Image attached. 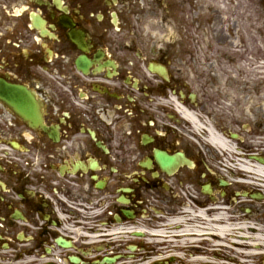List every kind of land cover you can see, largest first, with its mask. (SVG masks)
<instances>
[{
  "label": "flooded vegetation",
  "instance_id": "af4514ba",
  "mask_svg": "<svg viewBox=\"0 0 264 264\" xmlns=\"http://www.w3.org/2000/svg\"><path fill=\"white\" fill-rule=\"evenodd\" d=\"M223 19L217 0H0V264H205L223 239L198 212L237 213L239 188L193 122L264 136V55Z\"/></svg>",
  "mask_w": 264,
  "mask_h": 264
},
{
  "label": "bare ground",
  "instance_id": "6f19581e",
  "mask_svg": "<svg viewBox=\"0 0 264 264\" xmlns=\"http://www.w3.org/2000/svg\"><path fill=\"white\" fill-rule=\"evenodd\" d=\"M243 21L249 22V18L245 17ZM260 98L264 99V90L257 95L255 99L256 104H258ZM257 107L258 106L255 105V109H257ZM193 125L204 133V141L202 142L200 140V145L206 150L207 155L212 157L207 164L209 168H214L219 173L229 172L231 178L229 181H231L232 185L254 187L257 191L264 189V164L258 161L259 155H264V152L258 154L254 153L256 149L259 150L264 147V136L255 134L244 143L242 138H240V141L229 138L218 124L210 125L206 121H199L197 124L193 122ZM236 147L245 148L247 155L238 153ZM225 148H228L227 155H223L222 153ZM237 177L242 178L243 181L239 183L233 182V179ZM225 183L227 184L226 181ZM193 213L194 212L189 211L187 216H192ZM198 214V220H207L206 214H212L210 215L211 220H208L209 223L206 224L207 227H200L195 231L194 229L196 228H192L190 232L194 231L195 233H200L205 230L207 232L206 235L209 237L214 235L221 239L233 235L239 236L242 240L250 238L245 231L246 229H251V227H246L248 223L246 221L236 223L237 219L229 217L228 211L224 208L208 207L205 210L199 211ZM210 223H213V225H210ZM255 238H257V240H254L256 243L245 244V242H239V244L245 245L244 247H250L252 245L251 247L257 249L263 245L262 242H264V240L260 239L259 235L255 236Z\"/></svg>",
  "mask_w": 264,
  "mask_h": 264
},
{
  "label": "rangeland",
  "instance_id": "374dc122",
  "mask_svg": "<svg viewBox=\"0 0 264 264\" xmlns=\"http://www.w3.org/2000/svg\"><path fill=\"white\" fill-rule=\"evenodd\" d=\"M218 5H221V3L219 2ZM222 7L224 8V11L226 14V15H224V16H226L225 21H227V22L236 21L238 23H243V22H246V21H243V18H245V17L249 18V25L251 26L250 27L251 31L248 30L247 28L241 27V28H243L239 31V35L241 34L240 35L241 37L242 36L245 37L246 33L250 32L249 34L255 35L256 39L257 38H263V36H264V5H263L262 0H223V6ZM163 18L165 20L164 19L162 20V18H158V19L154 20L155 21L154 31L158 32L160 34H163V30H164L165 33L167 34L168 33L167 16L163 15ZM240 46H242L241 50L243 52H245L247 50L245 43H244V45H240ZM228 176H229V174H228ZM229 188H231V189L234 188V190H237V188H235L233 186H230ZM239 191H244V190L239 188ZM262 193L264 194V190H262ZM251 225H254V226L258 227L259 230L261 229L262 231H264V222L259 221L258 218H254L253 220H248V224H246V227H250ZM245 231L247 232L248 236H252V238H253V234H256L253 231L251 232V230H249V229H246ZM249 231L251 233H249ZM258 234H260V233L258 232ZM236 239L241 240V239H239V237H237ZM259 248L261 249L260 251H264V248H262V247H259ZM243 250H250V249L245 248ZM217 251H220V250H217ZM223 251L225 252L224 254L226 255V257H230L232 259H235L236 262L234 264H239L238 260L242 261L241 259L245 258V256H246L244 254L239 253L240 251H237V253L233 252L230 249H227V250L223 249ZM248 263L249 264H251V263L252 264H264V257H260V258L255 257L254 260H250Z\"/></svg>",
  "mask_w": 264,
  "mask_h": 264
}]
</instances>
